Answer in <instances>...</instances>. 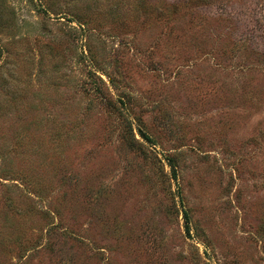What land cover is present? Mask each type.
I'll list each match as a JSON object with an SVG mask.
<instances>
[{"label":"rangeland","instance_id":"obj_1","mask_svg":"<svg viewBox=\"0 0 264 264\" xmlns=\"http://www.w3.org/2000/svg\"><path fill=\"white\" fill-rule=\"evenodd\" d=\"M0 154V264H264V0H0Z\"/></svg>","mask_w":264,"mask_h":264},{"label":"trees","instance_id":"obj_2","mask_svg":"<svg viewBox=\"0 0 264 264\" xmlns=\"http://www.w3.org/2000/svg\"><path fill=\"white\" fill-rule=\"evenodd\" d=\"M91 74L94 75V73H91ZM97 79H98L99 81H101L100 78L97 77ZM95 90H96L97 93L101 92V89H99L98 86H95ZM140 137H142L143 139L147 140V137H146L142 132H140ZM0 155H1V154H0ZM6 173H8V171H6ZM9 173H15V172H13V171H12V172L9 171Z\"/></svg>","mask_w":264,"mask_h":264}]
</instances>
